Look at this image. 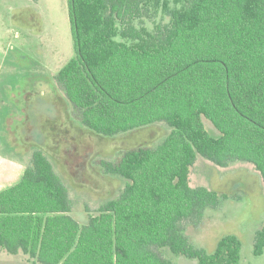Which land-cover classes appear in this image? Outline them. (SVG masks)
<instances>
[{
  "label": "trees",
  "instance_id": "1",
  "mask_svg": "<svg viewBox=\"0 0 264 264\" xmlns=\"http://www.w3.org/2000/svg\"><path fill=\"white\" fill-rule=\"evenodd\" d=\"M69 11L75 57L57 81L83 125L104 137L157 122L172 132L101 161L130 183L86 225L51 160L34 152L0 193V250L40 264H172L167 247L199 264H241L237 236L211 254L187 236L227 198L191 187L190 171L201 155L222 168L250 163L264 181V0H69ZM254 254H264V227Z\"/></svg>",
  "mask_w": 264,
  "mask_h": 264
},
{
  "label": "rangeland",
  "instance_id": "2",
  "mask_svg": "<svg viewBox=\"0 0 264 264\" xmlns=\"http://www.w3.org/2000/svg\"><path fill=\"white\" fill-rule=\"evenodd\" d=\"M74 57L69 0H0V193L22 180H4L7 163L19 164L20 172L42 151L68 189L71 215L86 225L130 183L106 174L101 161L116 163L139 146L157 148L172 128L157 122L115 137L90 131L57 81ZM203 122L211 136L220 137L208 119ZM190 185L227 196L219 208L207 209L201 226H186L192 244L211 254L221 238L235 235L242 244L241 264H264V254H254L256 234L264 227V181L255 166L222 168L197 155ZM161 252L172 264H199L167 247ZM23 255L0 250V264H35Z\"/></svg>",
  "mask_w": 264,
  "mask_h": 264
},
{
  "label": "crops",
  "instance_id": "3",
  "mask_svg": "<svg viewBox=\"0 0 264 264\" xmlns=\"http://www.w3.org/2000/svg\"><path fill=\"white\" fill-rule=\"evenodd\" d=\"M7 164H8V165L6 166V167H7V175L5 176L4 180H7L8 178H10V179L15 178L16 181H20L21 178H23L24 173H25V171H26L27 169L22 168V170L19 172V171H18V169H19V167H20L19 164H15V163H13L12 161L8 162ZM2 165H3L2 167L5 166L4 164H2ZM53 166H54V165H53ZM54 170H55V167H54ZM55 172H56V170H55ZM56 173H57V172H56ZM57 174H58V173H57ZM59 177H60V176H59ZM0 182H1V181H0ZM20 182H21V181H20ZM3 251H4V250H3ZM19 254H21V253H19ZM19 254H17V255H19ZM23 254H24V253H23ZM23 256H25L26 259L31 258L29 255H26V254H24ZM32 260L35 262V264H40V263H38L36 260H34V259H32Z\"/></svg>",
  "mask_w": 264,
  "mask_h": 264
}]
</instances>
